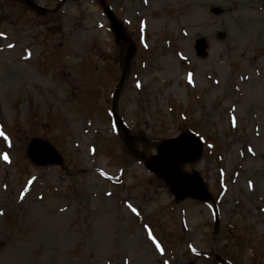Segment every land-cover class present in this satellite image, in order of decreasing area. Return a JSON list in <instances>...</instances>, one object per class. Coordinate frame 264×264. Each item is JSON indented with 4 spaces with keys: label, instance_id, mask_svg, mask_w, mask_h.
Masks as SVG:
<instances>
[{
    "label": "rangeland",
    "instance_id": "1",
    "mask_svg": "<svg viewBox=\"0 0 264 264\" xmlns=\"http://www.w3.org/2000/svg\"><path fill=\"white\" fill-rule=\"evenodd\" d=\"M33 1L0 0V264H204L263 237L264 0H104L135 49L118 94L128 47L99 0ZM185 130L214 203L176 202L144 168ZM33 137L64 167L31 164Z\"/></svg>",
    "mask_w": 264,
    "mask_h": 264
},
{
    "label": "water",
    "instance_id": "2",
    "mask_svg": "<svg viewBox=\"0 0 264 264\" xmlns=\"http://www.w3.org/2000/svg\"><path fill=\"white\" fill-rule=\"evenodd\" d=\"M112 29L118 38L126 39L122 29L108 11ZM198 50L202 51V43H198ZM202 151L201 143L194 134L185 132L177 138H169L162 141L156 148V154L145 159V167L163 178L170 187L177 200L189 195L195 199H210L200 174L196 171L188 173L183 170V164L196 159ZM27 153L36 163L46 162L61 163L55 149L46 141L34 140L29 144Z\"/></svg>",
    "mask_w": 264,
    "mask_h": 264
},
{
    "label": "snow or ice",
    "instance_id": "3",
    "mask_svg": "<svg viewBox=\"0 0 264 264\" xmlns=\"http://www.w3.org/2000/svg\"><path fill=\"white\" fill-rule=\"evenodd\" d=\"M9 47H11V45ZM189 82H191V80H189ZM0 137H4V139L7 140V137L4 136V134L2 132H0ZM0 159H3L5 162L8 161V157L6 155L0 156ZM101 175H103V173H101ZM29 183H31V181H29ZM249 187H251V185H249ZM21 196H23V193H21ZM132 211L135 213L136 210L132 209ZM149 239H151L153 241V243L156 244V241L152 238L151 235H149ZM156 248L159 251V249H160L159 244H156Z\"/></svg>",
    "mask_w": 264,
    "mask_h": 264
}]
</instances>
